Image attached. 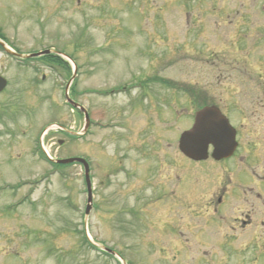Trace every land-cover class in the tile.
<instances>
[{
  "label": "rangeland",
  "instance_id": "rangeland-1",
  "mask_svg": "<svg viewBox=\"0 0 264 264\" xmlns=\"http://www.w3.org/2000/svg\"><path fill=\"white\" fill-rule=\"evenodd\" d=\"M241 18L254 23L248 32L264 33V0H0L6 46L22 55L50 49L72 57L77 70L70 98L99 124L116 127H99L82 139L55 127L44 131L56 125L80 133L83 118L64 98L71 76L0 50V76L7 81L0 93V264L214 261L218 249L188 248L193 225L204 223L207 168H189L194 163L177 151L187 116L172 119L163 107L152 127L148 117H120L125 98L102 93L130 72L155 66L166 81L201 86L210 60L218 64L222 55L219 35L239 32ZM181 91L179 109L186 105ZM39 148L52 159L88 161L87 217L82 168H53ZM83 232L122 259L89 248Z\"/></svg>",
  "mask_w": 264,
  "mask_h": 264
},
{
  "label": "flooded vegetation",
  "instance_id": "flooded-vegetation-1",
  "mask_svg": "<svg viewBox=\"0 0 264 264\" xmlns=\"http://www.w3.org/2000/svg\"><path fill=\"white\" fill-rule=\"evenodd\" d=\"M246 20L241 18L238 22L239 32L219 35L222 55L218 64L210 60L201 86L192 81L183 87L176 78L166 81L162 70L155 66L154 70L130 72L120 85L102 93L125 98L117 111L120 117H148L152 127L163 107L172 119H177L179 112L185 114L187 128L179 136L195 130L200 113L207 116L212 130L207 134L198 130L206 158L193 160L179 154L194 163L189 168H207L204 223L193 225L188 248L195 249L200 243L204 250L218 249L210 264H264V33L248 32L246 25L254 23ZM180 91L186 96V105L179 109ZM85 111L89 123L87 132L82 134L84 111L76 110L77 116L83 118L76 139L100 127L99 119ZM113 127L116 128L106 125L103 129Z\"/></svg>",
  "mask_w": 264,
  "mask_h": 264
},
{
  "label": "water",
  "instance_id": "water-1",
  "mask_svg": "<svg viewBox=\"0 0 264 264\" xmlns=\"http://www.w3.org/2000/svg\"><path fill=\"white\" fill-rule=\"evenodd\" d=\"M1 47L4 49V51L8 54H13L10 50H8L3 43L0 42ZM50 51H44L42 53L39 54H34V55H30V56H25L22 58H32V57H36V56H41V55H47L49 54ZM73 79V78H72ZM6 86V82L4 79L0 78V91L3 90V88ZM68 89V86L66 87V90ZM66 97V101L69 105L76 107L77 105L74 104L67 96V93L65 94ZM204 116V113H200L199 117L196 120V126H195V130L194 131H187L181 134L180 139H179V150L180 152L193 160H203L206 158V149H205V145H203V143H200V139L202 137V135L199 134L198 130L199 129H203L204 134L208 133V130L213 128V126L211 124H208L206 121L207 116H204V121L202 120ZM86 120H87V116H86ZM211 139H216L215 135H210ZM57 164H71V163H80L82 164L83 168H84V179H85V183H86V191H87V205H86V209H85V216L88 215L90 208H91V187H90V179H89V170H88V165L87 163L82 160V159H77V158H73V159H66V160H60L56 162ZM103 250H105L106 252H108L111 255H115V253L109 249L106 248H102Z\"/></svg>",
  "mask_w": 264,
  "mask_h": 264
},
{
  "label": "trees",
  "instance_id": "trees-1",
  "mask_svg": "<svg viewBox=\"0 0 264 264\" xmlns=\"http://www.w3.org/2000/svg\"><path fill=\"white\" fill-rule=\"evenodd\" d=\"M42 61H46L47 63L49 64H53V65H56V66H63V68L68 71L69 73V67L60 59V58H57V57H52V56H48V57H43V58H40ZM59 168H64L65 166H58ZM83 243L88 245V242L86 241L85 238H83ZM90 246V245H89ZM104 256H107V257H110L112 258L111 256L107 255V254H104L102 253Z\"/></svg>",
  "mask_w": 264,
  "mask_h": 264
}]
</instances>
